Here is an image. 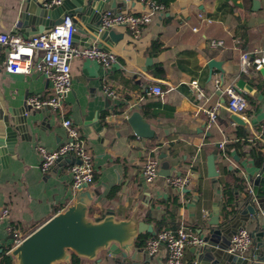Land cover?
<instances>
[{"label": "crops", "instance_id": "0c3cea01", "mask_svg": "<svg viewBox=\"0 0 264 264\" xmlns=\"http://www.w3.org/2000/svg\"><path fill=\"white\" fill-rule=\"evenodd\" d=\"M117 1L119 11H141L146 6L144 0ZM111 2L105 9H112ZM164 6L139 38L126 27L112 28L121 38L108 45V50L116 54L110 66L90 58L73 60L72 90L65 106L93 157L95 176L89 186L98 196L91 204L90 216H100L112 208L118 218L124 219L137 211L155 231L142 235L146 242L160 225L172 230L189 226L206 239L211 220L218 217L224 223L253 196L254 179L264 160V138L254 135L264 121V66L256 69L253 63L246 67L242 64L245 52L264 55V0L258 5H254V0H174ZM40 8L32 0H0V32L31 36L66 13L63 10L54 16H43L38 13ZM83 28L86 29L85 24ZM87 37V33H81L76 44L87 45ZM212 40L223 41V46L213 47ZM94 41L101 46L107 44L101 39ZM212 59L222 62L221 70L209 65ZM4 60L2 51L0 101L14 108L26 107L28 124L25 138L18 134L14 151L6 153L9 158L0 170V208L10 209L0 225V264L5 256H10L13 264L10 249L15 234L10 227L30 234L71 204L77 190L72 185L71 159L59 160L44 171L37 150L38 145L54 150L66 140L60 112L30 108L26 103L32 95L46 97L51 82L35 72H8ZM193 81L204 93L201 100L196 97ZM155 85L161 86L164 94L151 92ZM105 86L117 96H108ZM228 86L250 91L243 115L246 125H238L230 118L225 93ZM217 102L219 118L209 126L204 108ZM134 111L150 123L154 137H141L134 132L127 120ZM217 143L223 145L217 147ZM216 148L221 151L215 157L219 175L210 177L207 160ZM254 148L257 153L262 151L261 160L252 154ZM149 157L160 161L159 176L152 183H147L142 173ZM164 161L170 163L167 176L160 173ZM177 174L190 175L186 190H178L167 182L168 176ZM236 177L244 178L249 190L237 189L235 205L225 212L224 186L235 183ZM259 188L264 190V178ZM246 228L252 232L255 221L249 219ZM146 242L139 245L143 247L141 264H167L166 248L162 246L150 255ZM196 248L186 247L183 264H196ZM239 256L249 264H264V249L254 239L252 246ZM98 257L100 262L80 258L79 264H113V257L106 250Z\"/></svg>", "mask_w": 264, "mask_h": 264}, {"label": "water", "instance_id": "95a60500", "mask_svg": "<svg viewBox=\"0 0 264 264\" xmlns=\"http://www.w3.org/2000/svg\"><path fill=\"white\" fill-rule=\"evenodd\" d=\"M32 1L41 6L38 13L43 16H54L63 10H66L64 14H71L77 26L75 40L81 33H87L90 43L95 39H101L107 43L103 47L109 49L108 45L121 38V35L116 34L112 28H100L101 13L111 0H65L58 9L43 7L42 0ZM259 3L260 0H254V5ZM119 5L117 0H112L111 7L114 11ZM29 11L34 10L30 8ZM61 19L62 16L53 19L48 28ZM84 24L86 29L83 28ZM221 63L212 59L209 65L221 70ZM240 85L244 86V83L241 82ZM248 87L251 89L250 85ZM230 118L238 125L247 124L246 118L239 114L232 113ZM127 120L137 135L146 138L155 136V130L139 111L132 112ZM27 129L26 107L14 108L0 101V170L9 158L6 153L14 151L18 134L25 138L24 132ZM216 145L219 147L220 143ZM217 153L216 148L208 156L210 177L219 175L215 160ZM161 167L160 173L169 175L170 163L164 161ZM262 178L264 160L254 179L253 196L246 200L244 207L233 217H226L224 223H220L218 217L210 221L212 226L205 239L209 244L195 246L198 254L196 264H249L246 258L228 250L234 233L242 227L246 228L249 219L256 223V228L250 231L254 243L264 249V190L259 188ZM97 194L88 184L79 187L71 204L57 212L11 249L13 264H70L74 255L87 260L98 259L100 262L101 258L98 256L104 250L113 257V264H141L140 254L143 247L139 246V241L143 234H154L153 227L140 218L137 211L124 219L118 218L112 208H107L100 216H90L91 204Z\"/></svg>", "mask_w": 264, "mask_h": 264}, {"label": "built area", "instance_id": "2783aa9c", "mask_svg": "<svg viewBox=\"0 0 264 264\" xmlns=\"http://www.w3.org/2000/svg\"><path fill=\"white\" fill-rule=\"evenodd\" d=\"M64 1L42 0V5L47 9H53L61 6ZM144 1L146 6L141 11L126 9L117 12L110 8L104 9L101 13L100 28L123 26L130 29L135 38H139L144 27L165 8L164 4H159L154 0ZM76 32L77 26L72 15L63 14L60 22L31 36H23L9 31L0 32V52L5 53L4 67L8 72L24 74L35 72L44 75L51 82L50 91L46 97L32 95L27 98L26 103L30 108H50L60 112L63 115L62 124L65 128L66 140L54 150H49L42 145H38L37 150L44 171H48L55 162L70 158L72 185L77 190L84 184H91L95 176V167L92 154L87 149L84 139L71 117L67 116L65 101L72 90V62L77 58H90L105 66H110L116 60V54L94 40L87 45H77ZM211 45L213 47L223 46V41L212 40ZM257 55V51L243 53V66L246 67L253 63L256 69L262 68L264 55ZM216 81L219 83L218 79ZM192 84L197 99L201 100L204 96L203 91L197 81H193ZM104 90L110 97L117 96V93L109 86H105ZM150 91L158 95L164 94L159 85L153 86ZM225 93L228 110L243 116L249 105V89L228 86ZM219 106L220 103L217 102L204 108L209 118V126L217 123ZM254 135L256 138H264V121L260 123L259 129ZM222 145L220 144V146ZM159 169V159L156 157L147 158L142 166L145 181L147 183L154 182L159 176ZM167 182L178 190H184L191 183V177L189 174L171 175L167 177ZM9 214V207L0 208V225ZM10 229L15 234L12 249L28 234L21 232L16 226L10 227ZM204 244H206L205 238L197 234L193 228L181 225L177 230L169 228L159 230L146 242L145 249L150 255H153L164 246L167 250V264H183L185 249L188 245L202 246ZM252 244L253 237L250 231L242 227L234 233L228 250L231 253L242 255Z\"/></svg>", "mask_w": 264, "mask_h": 264}, {"label": "trees", "instance_id": "16d2710c", "mask_svg": "<svg viewBox=\"0 0 264 264\" xmlns=\"http://www.w3.org/2000/svg\"><path fill=\"white\" fill-rule=\"evenodd\" d=\"M154 1H156L159 4L168 5L169 3L173 2L174 0H154ZM154 145L156 146V144H154ZM154 145H151V146L154 147ZM220 152L221 151L218 150L217 154H219ZM252 152H253L252 154H254V156H255V158H257V160H261L262 151H259L257 153V149L254 148L252 150ZM237 189H238V191H248L249 190V185L244 178L236 177L235 183L231 184V183L227 182L225 184V186H224V199H223V210L225 212H227L230 207H233L235 205V202L237 200V197H236L237 196V194H236ZM260 190H262V189H260ZM164 228H166V227L160 225L158 227V231L161 229H164ZM145 242H146V239L141 238V240L139 241V245H144ZM79 263H80V258H78L77 256L74 255L72 258V264H79ZM2 264H12L11 257L5 256L2 259Z\"/></svg>", "mask_w": 264, "mask_h": 264}]
</instances>
